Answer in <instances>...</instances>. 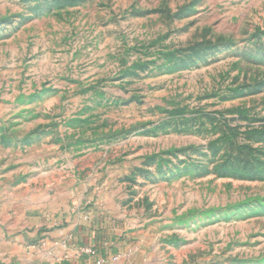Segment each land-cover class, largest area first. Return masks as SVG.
I'll list each match as a JSON object with an SVG mask.
<instances>
[{
	"label": "rangeland",
	"instance_id": "rangeland-1",
	"mask_svg": "<svg viewBox=\"0 0 264 264\" xmlns=\"http://www.w3.org/2000/svg\"><path fill=\"white\" fill-rule=\"evenodd\" d=\"M30 169L149 264H264V0H0V173Z\"/></svg>",
	"mask_w": 264,
	"mask_h": 264
},
{
	"label": "crops",
	"instance_id": "crops-1",
	"mask_svg": "<svg viewBox=\"0 0 264 264\" xmlns=\"http://www.w3.org/2000/svg\"><path fill=\"white\" fill-rule=\"evenodd\" d=\"M31 171L21 179L0 173V264H96L114 255L119 260L106 264H149L131 235L115 232L97 213L85 218L73 179L53 169ZM83 244L99 255L81 254Z\"/></svg>",
	"mask_w": 264,
	"mask_h": 264
},
{
	"label": "built area",
	"instance_id": "built-area-1",
	"mask_svg": "<svg viewBox=\"0 0 264 264\" xmlns=\"http://www.w3.org/2000/svg\"><path fill=\"white\" fill-rule=\"evenodd\" d=\"M80 253L81 254L86 253V254L95 256L99 253V251L97 247L93 244H83L80 246ZM119 258H120V255H114L112 257L99 256L96 260V264H106L110 261H117L119 260Z\"/></svg>",
	"mask_w": 264,
	"mask_h": 264
}]
</instances>
